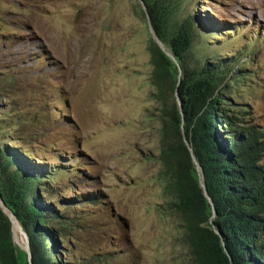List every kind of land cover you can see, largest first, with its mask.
Here are the masks:
<instances>
[{"label":"rangeland","instance_id":"1","mask_svg":"<svg viewBox=\"0 0 264 264\" xmlns=\"http://www.w3.org/2000/svg\"><path fill=\"white\" fill-rule=\"evenodd\" d=\"M148 5L220 27L190 54L233 56L224 93L264 127V0H0V185L45 171L37 195L59 211L45 221L61 264H196L161 158L177 99L153 85L149 44L175 60Z\"/></svg>","mask_w":264,"mask_h":264},{"label":"trees","instance_id":"2","mask_svg":"<svg viewBox=\"0 0 264 264\" xmlns=\"http://www.w3.org/2000/svg\"><path fill=\"white\" fill-rule=\"evenodd\" d=\"M159 9L148 5L152 28L175 62L152 41L151 81L159 90L168 86L180 102H172L164 123L161 158L173 179L186 242L196 264H264V127L246 124L224 93L233 56L195 62L190 54L195 40L214 38L220 27L198 15L171 20L170 11L168 22ZM21 171L10 172L0 197L27 236L30 263L28 252L14 246L12 223L0 208V264H61L59 244L45 221L60 218L59 211L37 195L45 171Z\"/></svg>","mask_w":264,"mask_h":264},{"label":"water","instance_id":"3","mask_svg":"<svg viewBox=\"0 0 264 264\" xmlns=\"http://www.w3.org/2000/svg\"><path fill=\"white\" fill-rule=\"evenodd\" d=\"M153 37H154V39H155V41L157 42V43H160L159 42V40H158V38L156 37V35L154 34V32H153ZM173 60H174V58H173V56L172 55H169ZM177 102H178V105L180 106V102H179V100H178V97H177ZM186 143V142H185ZM186 145L188 146V144L186 143ZM197 165V164H196ZM197 169L199 170V172H200V174H201V171H200V169H199V167H198V165H197ZM202 175V174H201ZM200 185H201V187L203 188V190H204V193H205V187H204V182H203V177L201 176L200 177ZM206 194V193H205ZM0 208H1V210H2V212L8 217V215H7V213H6V210L8 211V209L5 207V205L3 204V201H2V199H1V197H0ZM10 214H11V216H13V214L10 212ZM14 217V216H13ZM9 218V217H8ZM15 218V217H14ZM9 220H10V218H9ZM10 223H11V220H10ZM125 227L127 228V225L125 224ZM20 228H21V226H20ZM12 229V228H11ZM21 230H22V228H21ZM23 231V230H22ZM23 233H24V235H25V237H26V251L28 252V259H29V263H30V253H29V248H28V239H27V236H26V234H25V232L23 231ZM216 233H218V231L216 230Z\"/></svg>","mask_w":264,"mask_h":264},{"label":"bare ground","instance_id":"4","mask_svg":"<svg viewBox=\"0 0 264 264\" xmlns=\"http://www.w3.org/2000/svg\"><path fill=\"white\" fill-rule=\"evenodd\" d=\"M161 47H162V49H163L164 51H166V53H168L166 47H165L163 44H161ZM6 213H7L8 217H9L10 220H11V223H12V231H13L14 233H18V234H20V235L22 236V240H23L22 243H23L24 245H26L25 235H24L23 231H22L21 228H20V224L17 222V220H16L13 216H11V214H10L9 211L6 210ZM19 240H20V239H19ZM17 241H18V240H17Z\"/></svg>","mask_w":264,"mask_h":264}]
</instances>
